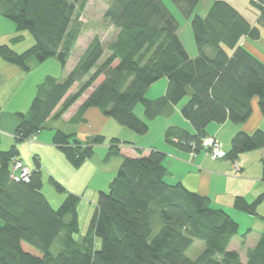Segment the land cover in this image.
<instances>
[{
  "label": "trees",
  "instance_id": "16d2710c",
  "mask_svg": "<svg viewBox=\"0 0 264 264\" xmlns=\"http://www.w3.org/2000/svg\"><path fill=\"white\" fill-rule=\"evenodd\" d=\"M86 1L0 0V14L33 39L21 53L1 45L0 56L18 65L32 56L40 62L54 57L64 67L81 31L78 18ZM171 1L191 17L194 57L162 0H110L103 16L118 31L107 47L109 54L103 55L95 36L62 81L46 75L27 113L17 114L16 142L37 135L58 105L60 114L89 88L81 110L96 107L139 135L148 132L147 120L185 100L180 113L195 133L170 126L164 139L193 152L200 149L198 143L209 123L245 122L252 112V98H257L264 116V62L241 43L245 37L259 38L257 24L264 27V0H251L258 14L254 24L226 0H211L204 15L196 12L201 0ZM161 78L167 81L165 92L147 99L146 91ZM75 83L76 91L68 93ZM138 104L144 119L134 112ZM52 142L74 167L90 157L97 145L107 143L109 153L118 154L126 143L118 138L105 142L100 135L82 143L60 130L54 132ZM260 148H264L263 130L238 131L226 156L233 161ZM14 157L15 145L0 151V264H264V234L247 248L246 261H241L237 251L228 249L238 223L213 207L209 197L187 190L180 182L169 183L161 151L150 149L146 155L122 158L108 188L98 191L80 240L75 238L79 196L67 193L53 208L41 191L38 166L27 181L11 177ZM51 182L56 190H64ZM260 201L261 197L252 202L236 197L234 207L254 215ZM154 228L158 229L153 235ZM56 239L59 249L53 254L50 248ZM194 239L203 241L204 247L190 259L185 251Z\"/></svg>",
  "mask_w": 264,
  "mask_h": 264
},
{
  "label": "crops",
  "instance_id": "0c3cea01",
  "mask_svg": "<svg viewBox=\"0 0 264 264\" xmlns=\"http://www.w3.org/2000/svg\"><path fill=\"white\" fill-rule=\"evenodd\" d=\"M206 9L198 13L204 15ZM250 9L247 8L248 11ZM248 41L245 37L241 43L264 62V51L256 44L264 42L261 31L258 39ZM32 44L33 39L28 32L18 31L12 21L0 14V46L9 45L14 51L21 53ZM72 53L71 51L64 67H61L56 59L57 62L50 60L53 57L40 62L32 56L28 57L23 65H18L0 56V151L8 150L15 145L18 159L32 168L38 166L42 180L41 191L47 181L44 175H48L49 180L52 179L64 189L67 188V193L79 197L86 193L95 196L98 191L106 190L123 157L146 155L150 149L161 151L165 154L163 161L167 169L165 179L169 183L180 182L187 190L209 197L213 207L224 210L238 223V233L231 237L228 249L237 251L241 261L245 262L247 248L253 247L264 234V148L240 155L238 159L240 169L233 172L232 160L226 155L212 159L205 150L193 152L167 142L164 139V132L170 126L183 128L191 134L195 133L191 123L180 113L185 100L174 105L170 112L147 120L149 130L138 139L139 134L135 132L138 136L130 134L133 131L129 132L131 130L104 115L98 108L80 109L90 89L60 114H57L58 105L46 119L32 143L25 140L16 142L14 132L18 124L17 114L27 113L37 86L46 75H52L59 81L66 77L80 58L72 60ZM189 55L194 57L196 50ZM166 83L167 81L161 82L156 88L157 91L149 93L153 87L151 85L146 91V97L155 98L163 95ZM77 88L78 84L75 83L68 93L76 91ZM251 106V115L243 123L227 120L223 123L211 122L206 126V136L215 137L222 144L226 154L230 148L231 137L236 132L251 133L255 129L264 131V116L258 108L257 98H252ZM134 112L139 118H145L141 105H136ZM56 130L73 135L82 143H87L98 135L103 136L105 142L110 138H118L126 143L120 145L118 154H110L108 144L97 145L90 157L79 167H74L52 142ZM47 189L53 202L61 200L60 196ZM236 197H242L248 202L261 197L256 213L250 215L237 210L234 207Z\"/></svg>",
  "mask_w": 264,
  "mask_h": 264
},
{
  "label": "rangeland",
  "instance_id": "374dc122",
  "mask_svg": "<svg viewBox=\"0 0 264 264\" xmlns=\"http://www.w3.org/2000/svg\"><path fill=\"white\" fill-rule=\"evenodd\" d=\"M211 0H202L201 3L198 6V12H202L203 10L208 7V4L210 3ZM232 6L235 8H238L245 17L248 18V20H251V22H256L258 19V14L255 15L254 13L250 12L247 10V8H251L253 11L257 12V8L252 4L251 0H226ZM110 0H87L86 4L83 8V10L79 14V20L81 21V31L79 35L77 36V39L74 43V46L72 47V60H75L79 58L85 48L88 46L90 41L92 40L93 37L97 36L100 40L101 45L104 48V56L106 57L109 54V51L107 50V47L110 42H112L115 39V36L117 34L118 29H116L107 19L104 18L103 14L109 4ZM163 4L165 7L170 11V13L174 16L178 23V30L177 33L185 46L187 52L192 53V51L196 50L193 36H192V30H191V25H190V20L191 17L187 18L185 17L177 8V6L171 1V0H162ZM257 27L259 28V31L262 33V37L264 38V27H262L260 24H257ZM248 42L254 41L250 38H248ZM257 46L264 51V42H259L256 43ZM188 53V54H189ZM104 56H102L99 61H102ZM56 58H52L50 60H53L54 62ZM101 77H99L94 84L99 82ZM161 82H166V78H161L155 83L152 84L153 87L150 88L149 93H152L154 91H157L156 88L159 87ZM90 90V88L88 89ZM160 91V90H158ZM148 93V92H147ZM84 94V93H83ZM146 97V95H145ZM158 97V96H157ZM155 96V98H157ZM147 99H155V98H148ZM140 106V104H138ZM137 105V106H138ZM129 130V129H128ZM132 132V131H129ZM135 135L134 132L130 133ZM138 139L140 138V135L137 137ZM35 140V139H34ZM28 142V141H27ZM33 141H30L29 143H32ZM107 144V143H105ZM108 147V146H107ZM208 154V153H207ZM210 156V154H208ZM211 157V156H210ZM212 158V157H211ZM213 159V158H212ZM231 162V170L233 172L239 171V168L233 167ZM239 163V162H238ZM240 164V163H239ZM32 167V166H30ZM44 179L47 180L44 184L43 188V193H45V197L47 196L49 204L53 208H56L65 195L67 194L68 189L65 188L62 191L56 190L54 185L52 184L51 180L48 179V175H44ZM109 181V180H108ZM49 188L52 192L60 196L61 200L57 202H53L51 200L49 194H48V189ZM80 195V194H79ZM97 194L95 196H92L91 194H84V196L80 195L79 197V203L77 206V211H78V225H79V233L75 235L76 239L81 238V235L84 234L87 230L88 223L90 220V217L92 215V212L95 207V202H96ZM51 201V202H50ZM158 228H154L152 234L154 235L157 232ZM204 247V243L201 240L194 239L192 245L185 251V255L189 257L190 259H194L197 257V255L202 251ZM59 249V243L58 240L52 244L50 250L53 254H56Z\"/></svg>",
  "mask_w": 264,
  "mask_h": 264
},
{
  "label": "built area",
  "instance_id": "2783aa9c",
  "mask_svg": "<svg viewBox=\"0 0 264 264\" xmlns=\"http://www.w3.org/2000/svg\"><path fill=\"white\" fill-rule=\"evenodd\" d=\"M35 138L36 135H31L26 139V141L28 142L34 141ZM190 146L194 148L195 143L191 142ZM198 147L202 150H205L208 154H210V156L213 159H219L226 155V152L223 149L222 144L215 137L212 136L202 137L198 143ZM232 162H233L232 163L233 167L239 168L238 159H234ZM10 168H11V177L16 181L19 180L27 181L32 171L34 170V168L28 166L27 164H25L23 161H21L16 157L12 158V160L10 161ZM263 186H264V181H263Z\"/></svg>",
  "mask_w": 264,
  "mask_h": 264
},
{
  "label": "water",
  "instance_id": "95a60500",
  "mask_svg": "<svg viewBox=\"0 0 264 264\" xmlns=\"http://www.w3.org/2000/svg\"><path fill=\"white\" fill-rule=\"evenodd\" d=\"M250 11H252L255 15H257V12H255V11H253V10H251V9H250Z\"/></svg>",
  "mask_w": 264,
  "mask_h": 264
}]
</instances>
